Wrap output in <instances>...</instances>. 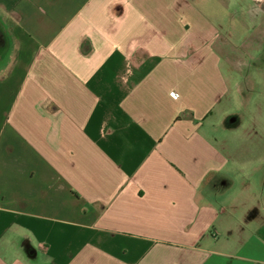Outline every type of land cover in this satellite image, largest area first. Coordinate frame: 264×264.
<instances>
[{"label":"crops","instance_id":"0c3cea01","mask_svg":"<svg viewBox=\"0 0 264 264\" xmlns=\"http://www.w3.org/2000/svg\"><path fill=\"white\" fill-rule=\"evenodd\" d=\"M245 1L0 0V264H264Z\"/></svg>","mask_w":264,"mask_h":264},{"label":"rangeland","instance_id":"374dc122","mask_svg":"<svg viewBox=\"0 0 264 264\" xmlns=\"http://www.w3.org/2000/svg\"><path fill=\"white\" fill-rule=\"evenodd\" d=\"M245 6L247 8L248 6L251 7V2L249 0H246L244 2L243 7ZM252 34L253 33L250 32V34L248 35L249 40L246 41V45L244 46V58H246V55H250L253 52L256 53L254 42L251 39ZM248 44H251V46H249ZM234 49V47L228 48L229 52L230 50ZM229 70L230 69L227 68L228 72ZM239 72L240 73L238 77L241 78L243 92L238 97L243 103H245L246 107L242 112H238V114H233L232 116H229V118H239L240 120L243 119L244 121H249L252 119L253 114L255 112L254 108L259 107L262 109L259 111V118L261 120L264 119V54L259 58V61L256 63L245 62L243 64H239Z\"/></svg>","mask_w":264,"mask_h":264},{"label":"trees","instance_id":"16d2710c","mask_svg":"<svg viewBox=\"0 0 264 264\" xmlns=\"http://www.w3.org/2000/svg\"><path fill=\"white\" fill-rule=\"evenodd\" d=\"M8 49V37L3 28L0 24V58L3 57Z\"/></svg>","mask_w":264,"mask_h":264},{"label":"built area","instance_id":"2783aa9c","mask_svg":"<svg viewBox=\"0 0 264 264\" xmlns=\"http://www.w3.org/2000/svg\"><path fill=\"white\" fill-rule=\"evenodd\" d=\"M171 96H174V94L172 93Z\"/></svg>","mask_w":264,"mask_h":264}]
</instances>
